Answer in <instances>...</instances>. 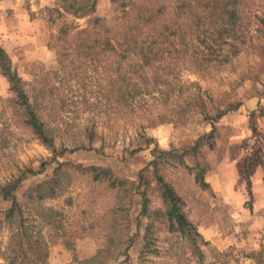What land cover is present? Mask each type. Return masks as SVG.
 Instances as JSON below:
<instances>
[{
  "label": "rangeland",
  "instance_id": "obj_1",
  "mask_svg": "<svg viewBox=\"0 0 264 264\" xmlns=\"http://www.w3.org/2000/svg\"><path fill=\"white\" fill-rule=\"evenodd\" d=\"M236 2L234 19H228L234 9L229 7L221 17L217 11L210 25L216 37L222 22L231 20L239 36L231 42L238 51L228 62L195 70L182 63L185 53H172L178 63L167 82L183 94L156 92L121 112L114 57L107 62L98 52L87 55L55 41L61 26L84 28L87 18L59 16L57 0H0V47L56 147L52 152L32 133L0 76V187L20 179L14 194L25 225L47 243L44 264H264V165L253 168L248 187L241 180L249 155L264 164V0ZM167 3L171 18L175 10L172 1ZM203 10V3L196 7L199 13ZM95 16L111 22L117 14L110 0H97ZM191 17L192 12L183 13L184 31L189 30ZM220 49L230 51L222 44L213 56L202 48L195 56L213 58ZM190 54L191 49L187 58ZM189 95L200 97L210 117L219 111L225 115L206 120ZM180 107L186 112H179ZM212 127V138L201 141L197 157L185 158L189 167L195 160L207 166L209 189L200 188L194 171L175 160L161 167L205 242L200 258L179 235L168 232L161 215L152 214L163 210L153 184L147 195L149 215H140L143 205L136 185L153 152L187 148ZM90 130L92 141L87 137ZM92 166L109 169L116 183L93 180L85 171ZM43 182H54V196L27 200V191ZM9 207L0 194V264H7L17 230V219H3ZM145 242L156 252L141 258Z\"/></svg>",
  "mask_w": 264,
  "mask_h": 264
},
{
  "label": "trees",
  "instance_id": "obj_2",
  "mask_svg": "<svg viewBox=\"0 0 264 264\" xmlns=\"http://www.w3.org/2000/svg\"><path fill=\"white\" fill-rule=\"evenodd\" d=\"M57 1L59 2V9H56V12L59 16L67 15L75 19L87 18L88 23L84 28L64 24L59 28L55 41L66 42L75 50L82 49L87 55L98 52L99 55L105 56L107 62L111 61L110 57H114V63L117 66L115 70L120 81V86L116 90L119 93L116 103L120 106L121 112L131 107L141 97L156 92L161 95L164 92L170 95L177 90L180 95L183 94L182 89H176L167 82L168 75H171V70L178 63L175 57H170L172 53H185L184 57H181L182 63H189L195 70H201L214 62L218 64L228 62V59L238 51L236 45L231 43L232 40L236 41L239 38L234 26L231 25V20H227L226 23L222 22L216 37L210 31L212 27L210 25L214 22L217 11L220 12L219 16L221 17L223 16V9L233 7L232 14L228 19H234L236 0L231 2H223L222 0H169L172 1V9L175 10L171 14V18L168 17L167 13L168 0H110L113 11L117 14L115 20L111 22L95 16L97 0ZM201 3L204 4V10L199 13L196 11V7ZM186 8L187 11L192 12V17L189 30L184 31L181 20L183 13L187 12ZM261 24L264 29V19H261ZM201 25L205 26L204 30L200 28ZM70 34L72 35L70 36ZM68 37L70 40L67 39ZM222 44L229 46L230 51L228 53H225L224 49H220L219 54L213 58L195 56L196 51L200 48L213 56L215 55V48H221ZM189 49H191V54L187 58ZM0 76L5 79L8 90L14 95V104L22 113L25 124L42 145L52 152H56L52 136L37 115L34 106L29 102L20 76L13 68L7 52L1 47ZM162 86L166 87L164 91L161 89ZM186 97L191 100V104L194 101L199 104L201 114L205 116L206 120L214 122L226 113L219 111L214 117H210L199 96L189 95ZM188 105L189 102L185 104V106ZM182 108L180 107L179 112H186ZM213 132L214 127L210 133L202 135L187 148L159 153L153 152V159L146 168L139 172L136 185L143 205L140 215L143 217L149 215L147 195L153 184V189L159 195L163 210L153 211L152 214L157 217L161 215L168 225V232L179 235L189 245L194 255L200 258L202 257L200 245L205 242L186 216L182 199L161 174V167L169 163V160H175L180 166L189 171H194V181L200 188L209 189L210 185L205 181L207 166L195 160V164L189 167L185 163V158H196L201 141L204 139L210 141ZM87 137L89 141H92L94 132L88 131ZM210 144L209 146H211ZM257 165L263 166L264 164L261 159L253 154L243 161L241 180L246 182L247 187L250 185L249 175ZM85 171L91 173L95 181L105 178L111 180L112 185L116 183L109 169L92 166ZM19 183L20 179H16L0 187L2 198L10 202V207L3 213V219L7 222L18 220L17 230L12 236V243L14 244H10L8 247L6 262L7 264H44L48 257L47 243L42 239V235L34 233L29 226L25 225L21 204L14 194ZM118 184L122 185L123 183L118 182ZM55 191L54 182H43L30 188L25 197L29 201H42L52 198ZM151 228V223L146 226V236H148ZM147 252L155 253L156 251H151L148 242H145L141 251V258Z\"/></svg>",
  "mask_w": 264,
  "mask_h": 264
}]
</instances>
